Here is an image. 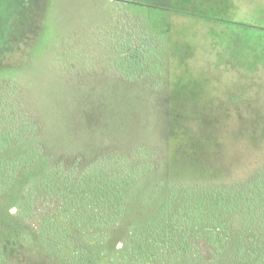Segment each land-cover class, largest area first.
<instances>
[{
	"label": "rangeland",
	"instance_id": "obj_1",
	"mask_svg": "<svg viewBox=\"0 0 264 264\" xmlns=\"http://www.w3.org/2000/svg\"><path fill=\"white\" fill-rule=\"evenodd\" d=\"M0 80L26 90L20 100L12 96L13 123L25 124L28 108L42 126L0 153L12 159L41 150L0 197V264H54L35 227L17 216L43 176L61 165L77 181L92 165L105 178L128 180L142 159L122 149L145 145L161 163L126 194L103 244L118 241L120 249L169 197L166 114L177 109L193 131L198 118L219 119L206 130L225 143L223 159L236 178L264 155L261 138L240 142L264 129V0H0ZM76 155L83 163L74 168ZM236 224L215 231L212 242L231 264L239 249L243 261L254 260L252 247L262 243ZM205 232H190L199 261L214 251Z\"/></svg>",
	"mask_w": 264,
	"mask_h": 264
},
{
	"label": "trees",
	"instance_id": "obj_2",
	"mask_svg": "<svg viewBox=\"0 0 264 264\" xmlns=\"http://www.w3.org/2000/svg\"><path fill=\"white\" fill-rule=\"evenodd\" d=\"M18 85L0 80V153L42 130L37 116L30 114L28 108L26 114L22 112L25 124L13 123L12 96L20 100L26 94ZM187 119L177 109L166 114L169 197L155 218L136 230L127 242H121L120 249L116 248L118 241L108 247L103 244L118 226L130 186L137 178L156 170L162 155L145 145L124 146L122 152L132 155L135 150L134 154L142 159L134 160L138 168L130 170L128 180L105 178L99 173L100 167L92 165L77 181L72 179L73 171L65 173L61 165L43 176L36 184V193L28 192L17 212L22 221L35 227L42 252L54 264H231L219 258L218 242H212L217 238L215 231L230 229L237 223V232L255 233L252 243H262L255 244L256 249L252 247L254 260L250 255L245 263L241 258L243 250L239 249L237 263L232 264H264V155L244 176L236 178L232 176L235 168L223 159L225 143L206 130L219 119L198 118L201 128L196 131L188 130ZM202 128L207 132H202ZM260 131L241 135L240 142L257 137L264 140V129ZM120 148L100 154L113 155ZM40 152L37 148L12 159L0 157V197ZM81 157H72L71 167L81 166ZM197 228L208 231L205 234L214 250L202 262L197 253L191 252L190 232Z\"/></svg>",
	"mask_w": 264,
	"mask_h": 264
}]
</instances>
